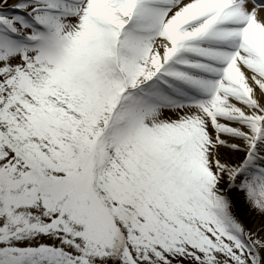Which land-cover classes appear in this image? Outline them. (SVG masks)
<instances>
[{"label":"snow or ice","instance_id":"6c2138e0","mask_svg":"<svg viewBox=\"0 0 264 264\" xmlns=\"http://www.w3.org/2000/svg\"><path fill=\"white\" fill-rule=\"evenodd\" d=\"M0 264H264V0H0Z\"/></svg>","mask_w":264,"mask_h":264}]
</instances>
